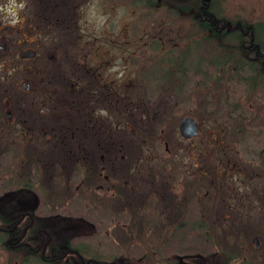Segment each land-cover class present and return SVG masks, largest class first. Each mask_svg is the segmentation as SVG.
<instances>
[{
	"label": "flooded vegetation",
	"instance_id": "1",
	"mask_svg": "<svg viewBox=\"0 0 264 264\" xmlns=\"http://www.w3.org/2000/svg\"><path fill=\"white\" fill-rule=\"evenodd\" d=\"M210 2L199 0L193 16L214 33L245 35L238 21L215 18ZM117 3L130 13L150 10L145 0H0V264H264V200L254 189L222 187L221 180L234 174L223 169V149L238 155L243 143L258 144L249 127L264 109V85L252 89L246 79L254 75L238 64L221 85L210 81L195 94L185 92L180 102L174 92L179 111L200 95L212 114L215 99H221L231 121L229 144L222 129H207L197 139L201 127L181 111L178 123L184 117L196 122L193 138H181L177 127L179 144L165 140L162 130V137L149 138L150 128L164 121L156 115L163 113V94L169 92L152 93L149 101L142 68L133 78L119 76L117 84L115 73L106 75L109 60L89 65L84 55L66 74L71 58L61 55L94 50L82 41L81 14L95 4L108 15ZM246 31L245 50L252 55L246 62L264 74V55L253 43L252 28ZM109 35L108 42L115 41ZM14 45L22 73L11 90L2 83L12 78L3 73ZM39 50H45L44 59ZM38 60L60 71L41 75ZM189 70L194 76H180L181 87L199 73ZM226 82L235 92L224 91ZM241 111L248 121L244 139ZM252 157L251 166L264 172L258 166L264 152ZM164 188L182 198L176 199L182 207ZM229 229L228 242L238 243L225 248Z\"/></svg>",
	"mask_w": 264,
	"mask_h": 264
},
{
	"label": "rangeland",
	"instance_id": "2",
	"mask_svg": "<svg viewBox=\"0 0 264 264\" xmlns=\"http://www.w3.org/2000/svg\"><path fill=\"white\" fill-rule=\"evenodd\" d=\"M114 7L115 8L108 15H103L101 9L95 4H91L82 12L80 17V24L83 28L82 41L91 42L95 49L92 50L90 46L82 53L75 50L60 52L61 55L67 53L69 58H71V60L68 61L69 65L66 66V74H68V67L70 64L73 61L79 62L80 64V58L84 55L89 65H98L102 64L103 60H109L105 62V65L107 68L111 66V71L106 70V75L110 76L115 73L117 75V84H120L121 78L119 76L128 79L127 77L129 76L133 78L136 74L140 75V72H138L140 71V65H149L151 59L159 52L152 50L153 48L149 45L152 41L159 42L162 47H170L172 44L177 45L180 43L179 50L186 51L188 49L191 52L188 64H190L191 72H193L192 69L196 68L195 62L197 58L201 59L203 62L219 61L223 58V52L218 49V45L234 44L233 40L235 39L228 35L212 38L210 41L207 40L206 43L200 42L199 40L195 42L187 37L183 38L194 32L196 27H189L188 21L172 19V16L167 14V6L165 4H160V2L157 4L156 8L154 7L149 10L148 15H146L143 10L133 8L132 13H130L125 6L118 3ZM218 8H220L221 15L225 18L233 19L237 17L249 25L264 20V0H221L218 1ZM6 14H9V12L7 11ZM110 33L112 34L111 38L115 41L108 42L110 40ZM103 39H106L108 44L106 42V45H100V43H102L100 41ZM18 52L19 47L14 45L10 51V55L4 58V60H9L12 63L8 68H5L3 74L12 76V78L9 79L8 82L2 84H4V86L9 85L8 88L11 90L17 85L18 76H21L22 73V67L16 62L18 59ZM38 53L40 58H45V50H39ZM37 65L40 67L38 71L41 72V69H44V71L40 73L41 75L51 76L55 74L54 72L60 71L56 68V65L55 67L50 65L46 66L44 60L43 62L38 60ZM106 80H108V78H106ZM200 80L201 74L195 73V79L186 82L182 88L186 93L192 92L195 94L199 89H203V84L199 83ZM189 86L191 89H189ZM163 95L164 103L162 106L164 111L160 115H156L160 119L164 117V113L166 114L169 112L174 103L173 94L167 93ZM215 97L217 96L215 95ZM194 100V103L188 102L181 104L179 109L183 112L182 114L190 115V117L194 118L201 127L202 132L197 139L204 138L207 129H222L224 134L223 139L226 140L225 143L227 144V141L230 140L229 125L231 121L225 117V108L222 109L221 107V99H215L216 108L212 114L208 113V109L204 105L203 97L197 95ZM189 109L192 111L190 112ZM177 123V118H170L166 121L163 128V138L170 142L175 141L176 144H179L176 132ZM249 128H251L250 130L256 131L255 139L258 141L257 145L255 143L253 145L251 142L243 143V147H240L241 152L238 155L234 153V149H232L231 152H226L225 149L222 150V154H224L223 158L225 159V162L223 161V169L225 171L234 172L232 177L221 179L222 187H225L226 183H231L236 188L246 189L245 191L254 189L255 192L259 193L262 201L264 200V172H260L257 168H253L251 163L253 162V152H264V109L260 108L257 111L256 118ZM258 130L260 132H258ZM251 138L252 137L249 136V139ZM181 144L182 146L186 145L183 142H181ZM164 192L165 196L172 201H176L178 198L177 193H168L166 192V188H164ZM179 200H182V198ZM176 203L179 207H182V201H176ZM261 216L264 217V211ZM258 218L259 216H256L255 220ZM254 230H261V228L255 227ZM235 234L236 232H234V235ZM231 237L229 229V232L224 234L221 243L222 247L226 248L227 243L232 242H228L227 240L233 239ZM244 242L248 246L246 252H251L253 250L251 239L247 238ZM237 243L238 242H232L231 244L236 245ZM231 250H234V247H232Z\"/></svg>",
	"mask_w": 264,
	"mask_h": 264
},
{
	"label": "trees",
	"instance_id": "3",
	"mask_svg": "<svg viewBox=\"0 0 264 264\" xmlns=\"http://www.w3.org/2000/svg\"><path fill=\"white\" fill-rule=\"evenodd\" d=\"M145 1L150 9L154 7L155 3L157 4L155 0ZM218 1L221 0H211L209 6L210 12L214 15L215 18H222L231 22L238 21L245 31L244 36L236 35V33L232 31H223L221 33H214L210 31L207 24L202 21L199 16H193L194 12H197L199 0H160V4H165L167 6L168 11L172 14V19L188 21L189 27H196V30L194 32L188 34L183 38L187 37L195 42L199 40L200 42L204 43H206L207 40L210 41L212 38L221 35H228L231 38L235 39L233 40L234 44L218 45V49L223 52V58L221 60L216 62H203L201 59L197 58L195 67L197 69L196 71L199 72L202 76L201 83L204 86L208 85L210 81H214L213 85L223 84L222 76L226 78L225 76H229L233 73L236 74L237 71L233 69L239 64L243 65L244 68L249 70L246 74L249 73L251 75H254V79L251 76H248L246 80L252 81L253 86L251 88H256L257 90L258 82L264 85V77L262 76L264 74H262L260 66H256L254 62H246L247 60H249V58L252 57V55L245 50V46L250 39L246 28H252V33L250 35L253 38V43L258 47L259 52L264 55V20L256 24L249 25L237 17L233 19L225 18L221 15L220 8H218ZM179 11H183L184 14H177ZM149 45L153 48L152 50L159 51L151 59L149 65H146L147 67L142 64L140 65V69L142 68L144 70L143 73L147 76V79L144 80L146 82L145 84L147 86V91L149 92V101H154L153 99H155V93L160 91H164L165 93L169 92L171 95L174 94V92H178L180 95L179 97H177L178 102L182 101L183 96H185L186 93L181 87L183 83H180L181 80L179 79V77L194 76V73H190V64H188L191 52L188 49L186 51L179 50L180 43H178L177 45L172 44L170 47H162L159 42L152 41L149 43ZM80 52L82 53V51ZM223 89L224 91L235 92V87L230 82H228L227 85L224 84ZM177 103H173L169 112L164 115V121L160 120L158 124L155 123V125L150 128V132L148 135L149 138H152V135L153 138L162 137V135L159 134V131H163V127L166 124V121L170 118H175L180 112L179 110H177V106H179L177 105ZM205 104H208V100ZM238 122L241 125L238 129L240 132V138L244 139L248 131V121L246 119V114L242 111L239 114ZM258 132L260 131L258 130ZM258 166L264 170V157L261 158L260 162H258Z\"/></svg>",
	"mask_w": 264,
	"mask_h": 264
},
{
	"label": "water",
	"instance_id": "4",
	"mask_svg": "<svg viewBox=\"0 0 264 264\" xmlns=\"http://www.w3.org/2000/svg\"><path fill=\"white\" fill-rule=\"evenodd\" d=\"M178 134L183 139H191L196 135V122L188 117L182 118L177 126Z\"/></svg>",
	"mask_w": 264,
	"mask_h": 264
}]
</instances>
